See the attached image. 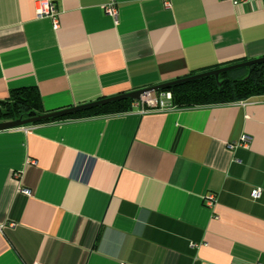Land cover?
I'll return each mask as SVG.
<instances>
[{
	"label": "crops",
	"instance_id": "0c3cea01",
	"mask_svg": "<svg viewBox=\"0 0 264 264\" xmlns=\"http://www.w3.org/2000/svg\"><path fill=\"white\" fill-rule=\"evenodd\" d=\"M37 1L0 0V101L33 86L59 110L264 56V0H115L116 19L50 0L57 28ZM24 127L0 130V264H264V96Z\"/></svg>",
	"mask_w": 264,
	"mask_h": 264
},
{
	"label": "trees",
	"instance_id": "16d2710c",
	"mask_svg": "<svg viewBox=\"0 0 264 264\" xmlns=\"http://www.w3.org/2000/svg\"><path fill=\"white\" fill-rule=\"evenodd\" d=\"M165 90L171 92V106L176 109L260 98L264 96V62L220 73L217 79L214 76H207ZM133 102L134 100L129 98L117 100L29 125L59 122L70 118L127 113L132 110ZM41 113L45 111L39 92L33 86L15 88L10 91L7 99L0 101V121Z\"/></svg>",
	"mask_w": 264,
	"mask_h": 264
},
{
	"label": "water",
	"instance_id": "95a60500",
	"mask_svg": "<svg viewBox=\"0 0 264 264\" xmlns=\"http://www.w3.org/2000/svg\"><path fill=\"white\" fill-rule=\"evenodd\" d=\"M261 62H264V56L225 65L222 67L213 68L210 70L191 74V75H188L182 78H177L175 80L167 81V82L157 84L154 86L132 90L129 92H123V93H120L114 96L100 98V99H97L91 102H87V103H83V104H79V105H75V106H71V107H67V108H63L59 110L47 111L41 114H32V115L28 114L25 117H18L16 119L1 120L0 130L21 127V126L41 122L44 120H49V119H54V118H58L62 116L71 115V114L80 112L82 110L90 109V108H93L99 105L108 104V103H111L117 100H122V99H127V98L132 99V100H139L141 95H144L148 92H156L160 90H165L171 86L182 84V83L189 82L192 80H197V79L207 77V76H214L217 79L220 73L227 72V71L241 68V67H248L250 65L261 63Z\"/></svg>",
	"mask_w": 264,
	"mask_h": 264
},
{
	"label": "built area",
	"instance_id": "2783aa9c",
	"mask_svg": "<svg viewBox=\"0 0 264 264\" xmlns=\"http://www.w3.org/2000/svg\"><path fill=\"white\" fill-rule=\"evenodd\" d=\"M232 5H241L252 2L253 0H227ZM165 6L169 7V1L165 0ZM105 14L113 18H117L118 9L115 0H110L105 6H103ZM36 12L38 16L50 17L53 20V26L57 28L59 26L57 20V14L54 4L50 0H38L36 6ZM242 101V100H241ZM132 106L136 107V111L140 114L147 112L151 109H171V92L168 90L148 92L141 95L139 100H134ZM26 126V125H25ZM23 128H25L23 126ZM25 130H28L27 128ZM250 138L248 136H242L240 143L244 146H248ZM228 148L232 149L236 146L234 143L227 144ZM262 188H252L250 195L253 199H257L261 196ZM204 201L207 206H212L216 201L214 193H208L204 196ZM121 264H126L122 262Z\"/></svg>",
	"mask_w": 264,
	"mask_h": 264
},
{
	"label": "rangeland",
	"instance_id": "374dc122",
	"mask_svg": "<svg viewBox=\"0 0 264 264\" xmlns=\"http://www.w3.org/2000/svg\"><path fill=\"white\" fill-rule=\"evenodd\" d=\"M241 68H243V67H241ZM234 70V69H233ZM236 70V69H235Z\"/></svg>",
	"mask_w": 264,
	"mask_h": 264
}]
</instances>
